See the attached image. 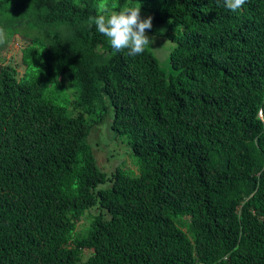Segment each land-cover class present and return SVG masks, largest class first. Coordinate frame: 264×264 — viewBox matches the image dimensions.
I'll return each instance as SVG.
<instances>
[{
	"label": "trees",
	"instance_id": "16d2710c",
	"mask_svg": "<svg viewBox=\"0 0 264 264\" xmlns=\"http://www.w3.org/2000/svg\"><path fill=\"white\" fill-rule=\"evenodd\" d=\"M101 4L149 10L169 69L113 50ZM19 25L45 33L0 60V264H264V0H0ZM111 107L137 174L89 141Z\"/></svg>",
	"mask_w": 264,
	"mask_h": 264
},
{
	"label": "rangeland",
	"instance_id": "374dc122",
	"mask_svg": "<svg viewBox=\"0 0 264 264\" xmlns=\"http://www.w3.org/2000/svg\"><path fill=\"white\" fill-rule=\"evenodd\" d=\"M135 7H139V4ZM148 11L142 9L140 6L141 19L149 17L150 11ZM152 24H156L153 19ZM159 27L165 30L167 24L159 25ZM7 32L9 33V36L7 37L6 43L0 45V60L3 63L11 62L13 64L21 63V50L26 44V40H28L26 38H41L45 33L43 29L34 25H19L14 28H9ZM145 34L152 41L149 48L159 57L161 65L164 68L169 69L170 62L168 58L173 43L167 37L152 34L148 31H146ZM166 42L167 44L162 47ZM23 68L24 67L20 64V71H23ZM112 117L113 108L111 107L106 118L100 124H97L92 128L89 136V141L96 155L98 164L109 176L116 171L118 166L125 167L127 170L134 171L137 174V160L134 156L133 148L126 138H120L112 128ZM111 184L112 182L108 181L100 187L109 186ZM99 212V207L87 210L81 221L78 223L77 233L82 232L89 224L92 214ZM184 229H186L185 226ZM70 245L74 246V244ZM92 253L93 249H85L81 254L82 261L87 260Z\"/></svg>",
	"mask_w": 264,
	"mask_h": 264
},
{
	"label": "clouds",
	"instance_id": "9594fccd",
	"mask_svg": "<svg viewBox=\"0 0 264 264\" xmlns=\"http://www.w3.org/2000/svg\"><path fill=\"white\" fill-rule=\"evenodd\" d=\"M217 3L235 13L242 8L246 0H217ZM93 22L96 31L108 38L111 48L116 52L127 49L129 56H138L143 54L152 43L145 34L146 30L152 28V17L141 19L140 5L115 10L101 4ZM6 41L7 34L3 28H0V45ZM166 44L167 42L162 47Z\"/></svg>",
	"mask_w": 264,
	"mask_h": 264
}]
</instances>
